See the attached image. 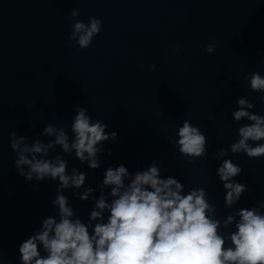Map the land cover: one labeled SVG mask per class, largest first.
<instances>
[{
  "label": "water",
  "instance_id": "95a60500",
  "mask_svg": "<svg viewBox=\"0 0 264 264\" xmlns=\"http://www.w3.org/2000/svg\"><path fill=\"white\" fill-rule=\"evenodd\" d=\"M72 9L85 24L89 17L102 22L87 49L69 46ZM210 43L216 44L213 54L205 51ZM253 72L264 77V0H0V264H19V244L56 214L51 201L59 186L28 183L17 174L9 134L31 143L54 124L71 137L77 107L103 120L116 140L100 145L105 151L95 170L58 148L49 157L62 155L69 171L87 173L83 187L95 189L94 196L109 166L132 173L158 160L163 177L178 179L185 190L204 188L218 219L264 202V157L229 151L248 123L232 120L237 99H248L252 112L264 116V93L244 80ZM185 120L207 139L206 155L192 163L169 142ZM221 148L228 151L223 159L242 169L235 179L251 190L229 209L216 176L221 161L211 158ZM73 191L63 194L86 222L91 198L82 202Z\"/></svg>",
  "mask_w": 264,
  "mask_h": 264
},
{
  "label": "clouds",
  "instance_id": "9594fccd",
  "mask_svg": "<svg viewBox=\"0 0 264 264\" xmlns=\"http://www.w3.org/2000/svg\"><path fill=\"white\" fill-rule=\"evenodd\" d=\"M79 15V9L69 13L75 21L69 46L74 42L79 49H87L100 33L102 22L89 17L85 24L77 20ZM215 49V43L205 46L208 54ZM174 51H179L178 47ZM149 70L154 71L155 65ZM244 80L251 91L264 93V77L259 72L245 75ZM260 103L264 104V96ZM236 104L232 120L248 123L239 127V138L229 151L250 159L264 157V116L254 114V105L246 98H238ZM74 112L71 137L65 128L54 124L46 125L31 143L27 136L9 134L11 151L16 154L14 168L20 177L28 183H59L51 201L56 214L44 218L39 230L19 244V264H264V202L218 219L216 206L209 203L204 188L185 190L178 179L163 177L158 160L132 173L124 165L109 166L97 184L99 195L94 196L95 189L83 187L87 173L75 167L69 171L62 155L51 158L49 153L58 148L95 170L105 151L100 145L114 142L117 133L106 132L107 125L101 119L93 120L87 108L77 107ZM44 138L49 139L45 142ZM169 142L188 163L206 155L205 134L187 120L177 129L175 141ZM227 155L221 148L211 158L221 161L216 176L225 192L224 207L229 209L251 190L235 179L242 169L231 159H223ZM68 189L82 202L91 198L93 207L86 222L77 217L63 194ZM230 225L234 231L224 233Z\"/></svg>",
  "mask_w": 264,
  "mask_h": 264
}]
</instances>
